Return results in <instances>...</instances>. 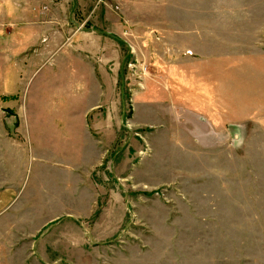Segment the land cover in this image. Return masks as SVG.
<instances>
[{
	"label": "crops",
	"instance_id": "obj_1",
	"mask_svg": "<svg viewBox=\"0 0 264 264\" xmlns=\"http://www.w3.org/2000/svg\"><path fill=\"white\" fill-rule=\"evenodd\" d=\"M151 3L0 0V244H8L0 257L5 264L15 256L27 258L32 251L22 256L20 247L49 221L64 229V248L52 245L42 258L47 252L70 258L72 244L86 239L79 225H88L105 192L94 174L104 177L108 165L115 176L129 161L121 162L118 152L124 126L120 84L132 83L138 74L142 79L130 95L127 128L150 133L151 153L141 155L133 170L140 178H130L147 188L168 183L157 172L168 171L170 164L176 169L170 152L165 161L164 151L154 153L153 145H167L172 154L175 147L210 150L218 130L233 123L227 96L223 108L218 102L222 87L211 59L184 53L181 43L160 44L151 31L121 34L131 26L124 19L129 12L146 19ZM82 7L86 10L79 14ZM178 33L183 38L184 32ZM193 34L200 47V30ZM133 55L144 73L134 70L127 77L124 69ZM98 223L108 225L104 216Z\"/></svg>",
	"mask_w": 264,
	"mask_h": 264
},
{
	"label": "rangeland",
	"instance_id": "obj_2",
	"mask_svg": "<svg viewBox=\"0 0 264 264\" xmlns=\"http://www.w3.org/2000/svg\"><path fill=\"white\" fill-rule=\"evenodd\" d=\"M151 5L146 19L129 12L124 19L131 26L121 34L151 31L160 44L164 39L181 43L184 53L211 59L222 87L217 88L218 102L223 108L227 96L233 123L218 130L210 150L175 147L172 154L167 145H153L154 153L162 149L166 161L170 152L175 163L176 169L170 164L168 171L157 172L168 183L151 189L130 180L133 174L140 178L133 170L151 153L150 133L127 128L130 95L141 87L138 73L145 69L133 55L124 73L133 77L137 70L138 75L120 84L124 126L118 152L121 162L129 161L115 176L108 165L104 177L94 174L105 192L86 219L88 225H79L86 239L72 244L70 258L48 252L42 258L52 245L64 248V229L49 221L20 247L22 256L32 253L24 260L6 259L7 264H264V0H153ZM166 30L169 35L162 33ZM99 216L108 225H98ZM2 247L6 251L8 244ZM0 264H5L1 257Z\"/></svg>",
	"mask_w": 264,
	"mask_h": 264
}]
</instances>
